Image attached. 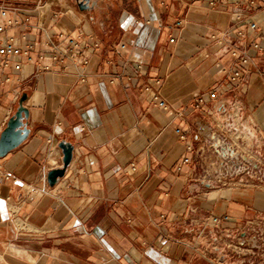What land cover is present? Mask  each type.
I'll use <instances>...</instances> for the list:
<instances>
[{"label": "crops", "instance_id": "obj_1", "mask_svg": "<svg viewBox=\"0 0 264 264\" xmlns=\"http://www.w3.org/2000/svg\"><path fill=\"white\" fill-rule=\"evenodd\" d=\"M256 1L97 0L81 11L76 0H5L18 10L9 18L30 17L7 35H25L34 55L48 36L63 51L60 34L89 48L49 71L50 59L0 69V136L24 94L30 130L0 158V264H264ZM197 95L207 104L194 110ZM63 141L73 159L51 187ZM224 216L217 229L208 222ZM245 227L247 252L237 254Z\"/></svg>", "mask_w": 264, "mask_h": 264}, {"label": "built area", "instance_id": "obj_2", "mask_svg": "<svg viewBox=\"0 0 264 264\" xmlns=\"http://www.w3.org/2000/svg\"><path fill=\"white\" fill-rule=\"evenodd\" d=\"M235 3H242L244 2L247 4L250 8L254 9L257 7V1L256 0H234ZM11 11L18 12L17 9L11 8L5 3V0H0V69H6L9 67H13L15 70H20L21 64L15 63L14 58H24L29 63H42L47 59H50L52 61V64H44L42 66V69L44 71H49L51 68L54 67L55 64L57 65H63L65 60L68 58L76 59L84 54V50H87L89 48L88 44H84L82 41V35L79 38H72L68 36H64L60 34L57 36L58 40H65L66 41V47L63 51L59 49L57 46L55 40L52 36H48L44 42V50L38 52L34 55V46L31 44L26 43V36L22 35L21 37H13L8 36L7 31L15 26H18L20 23L23 24H29L30 23V17L27 16H20L15 19L9 18V14ZM238 19L240 20V16L238 15ZM183 23L182 21H178V25L181 26ZM248 28L252 30L253 32H256L264 38V23H258V22H250L248 24ZM239 37H244V30L238 31ZM97 46V45H95ZM251 47L254 49H259L260 44L258 42H252ZM59 52V54H58ZM248 62V59L244 56H240L238 58V67L233 73L231 77V82L235 85H238L242 81V72H243V65H246ZM55 63V64H54ZM86 63V61H85ZM148 90V89H146ZM18 98V97H17ZM211 100H217L218 99V93L212 92L210 94ZM154 101L157 103V105L161 108H166V102L160 98V96H155ZM207 104V99L204 96L197 95L194 98V101L191 105V108L194 110L202 109ZM180 132L181 136L184 137V134ZM188 160H185L187 162ZM8 178V177H7ZM229 220L228 216H224L222 218L212 217L208 219V222L210 225L215 226L217 229L223 222H226Z\"/></svg>", "mask_w": 264, "mask_h": 264}, {"label": "water", "instance_id": "obj_3", "mask_svg": "<svg viewBox=\"0 0 264 264\" xmlns=\"http://www.w3.org/2000/svg\"><path fill=\"white\" fill-rule=\"evenodd\" d=\"M76 2L81 11L90 10L97 4V0H76ZM26 99L27 96L25 94L20 98L17 111L9 119L6 128L0 136V158L6 157L9 153L19 148L30 135L26 122L29 117V110L23 106ZM59 148L63 153V164L47 174V181L51 187H54L65 176L73 159L74 145L72 143L63 141L60 143Z\"/></svg>", "mask_w": 264, "mask_h": 264}, {"label": "rangeland", "instance_id": "obj_4", "mask_svg": "<svg viewBox=\"0 0 264 264\" xmlns=\"http://www.w3.org/2000/svg\"><path fill=\"white\" fill-rule=\"evenodd\" d=\"M244 234L243 235H239L237 234V236L235 237L234 240V246L233 249L234 251L239 254V253H246L247 252V243H246V227L243 229ZM239 241V242H237Z\"/></svg>", "mask_w": 264, "mask_h": 264}]
</instances>
